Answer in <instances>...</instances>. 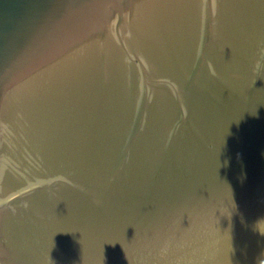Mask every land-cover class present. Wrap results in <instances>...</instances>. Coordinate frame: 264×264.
<instances>
[{
	"label": "water",
	"instance_id": "95a60500",
	"mask_svg": "<svg viewBox=\"0 0 264 264\" xmlns=\"http://www.w3.org/2000/svg\"><path fill=\"white\" fill-rule=\"evenodd\" d=\"M0 264H264V0H0Z\"/></svg>",
	"mask_w": 264,
	"mask_h": 264
}]
</instances>
